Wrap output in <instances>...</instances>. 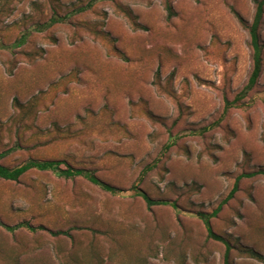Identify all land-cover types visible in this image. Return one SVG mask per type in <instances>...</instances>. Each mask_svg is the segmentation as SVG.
<instances>
[{
    "label": "rangeland",
    "instance_id": "obj_1",
    "mask_svg": "<svg viewBox=\"0 0 264 264\" xmlns=\"http://www.w3.org/2000/svg\"><path fill=\"white\" fill-rule=\"evenodd\" d=\"M172 7L167 19L163 0H0V163L61 160L122 190L36 169L0 180V264H223L197 213L264 169V49L235 101L254 0ZM132 185L177 208L148 209ZM210 223L230 264H264L243 251L264 255V175L241 178Z\"/></svg>",
    "mask_w": 264,
    "mask_h": 264
},
{
    "label": "trees",
    "instance_id": "obj_2",
    "mask_svg": "<svg viewBox=\"0 0 264 264\" xmlns=\"http://www.w3.org/2000/svg\"><path fill=\"white\" fill-rule=\"evenodd\" d=\"M255 9L254 14L252 17V20L250 23H244L248 36H249V46L251 49V59H252V67L250 74L248 76L247 82L244 85L242 91L236 96L234 99L235 101L240 100L243 98V96L253 88V86L256 84L257 79L260 75L261 69H262V53L264 49V42L260 39V29L263 24V17H264V0H254ZM163 6L166 11V18L170 19L174 15V10L172 7V0H163ZM55 20V19H53ZM133 24H135L133 22ZM138 27L144 28L142 25H137ZM24 42V37L20 38V41L17 44H21ZM120 57L125 58L120 52L117 53ZM229 105V104H228ZM4 153L0 152V157ZM63 161L56 160V159H49V160H29L27 162H24L22 164H19L17 166L8 167L0 163V180H6V181H17L23 174H25L27 171L31 169H36L39 171H51L57 176L70 178L74 176H83L85 179H87L92 184L99 187L101 190L111 194V195H117L120 194L122 191L120 187H117L115 185L109 184L101 179H99L91 170L84 169V168H74L70 165L66 164L64 168H61V164ZM154 166H156V162L146 165L142 171V176L149 170H151ZM263 174L264 175V169H256L252 172L248 173H241L239 174L233 183L232 188L228 192V194L223 198L219 204L210 212V213H203L198 212L197 216L202 220L203 225L205 227V230L207 232V237L212 238L214 240L220 241L224 245V253H223V264H230L229 263V253L231 249L230 243L224 239L221 235L215 233L212 230L210 220L214 216L217 215V213L220 211L221 206L226 203L236 192L238 182L243 177H252L255 175ZM141 180V176L139 178ZM132 188L134 190V193L137 194L142 198L144 201L146 207L148 209L152 208L153 206L158 205H170L173 208H177V205L174 201H169L167 199H154L148 196L145 192L140 190L136 185H132ZM2 225V223L0 222ZM20 225V224H19ZM19 225H16L19 226ZM8 230H13L14 227H9L6 225H3ZM25 226L28 228H31L29 225L25 223ZM39 228H43L42 226H39ZM51 234H58L63 233L61 231H50ZM246 255L249 257L255 258L257 260H260L264 263V255H261L260 253L256 252L252 248H246L243 250Z\"/></svg>",
    "mask_w": 264,
    "mask_h": 264
}]
</instances>
